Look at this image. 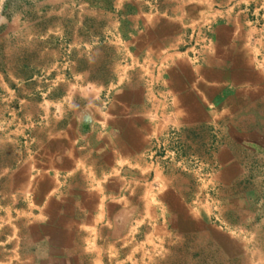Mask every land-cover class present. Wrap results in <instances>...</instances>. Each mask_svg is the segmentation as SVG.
Wrapping results in <instances>:
<instances>
[{
  "label": "rangeland",
  "instance_id": "obj_1",
  "mask_svg": "<svg viewBox=\"0 0 264 264\" xmlns=\"http://www.w3.org/2000/svg\"><path fill=\"white\" fill-rule=\"evenodd\" d=\"M147 1L150 5L145 2L144 11L152 16L160 0ZM100 7L82 6V0H0V264H31L24 255L28 248L22 230L41 206L32 198L43 172V167L32 165L38 157L37 137L60 132L72 102L93 98L102 102L104 110L120 85L118 80L125 79L130 58L123 41L133 28L123 26L124 17L109 18L115 8ZM101 13L109 20L95 23L93 16ZM110 21L123 27L112 29ZM199 44L192 36L183 45L190 48L182 51L192 60ZM147 68L145 73L152 77L160 73L158 64ZM141 73L148 81L143 88L151 97L150 110L160 118L165 105L167 116L170 98ZM95 77L103 80L102 86ZM193 106L196 110L200 103ZM239 122L238 134L244 132L243 121ZM166 125L169 132L164 130L147 151L150 166L140 181L148 209L138 215L134 231L112 248H102L101 264H264V127L260 121L244 124L256 131L260 146L253 149L245 144L244 149L231 151L218 147L221 125L209 128V139L202 143L196 142L201 131L173 135L175 127ZM236 141L244 145L240 138ZM15 174L21 178L16 188L9 178ZM176 176L187 185L185 189L162 191L166 185L175 188ZM129 187L130 183L125 189Z\"/></svg>",
  "mask_w": 264,
  "mask_h": 264
},
{
  "label": "crops",
  "instance_id": "obj_2",
  "mask_svg": "<svg viewBox=\"0 0 264 264\" xmlns=\"http://www.w3.org/2000/svg\"><path fill=\"white\" fill-rule=\"evenodd\" d=\"M229 1L160 0L151 16L144 11L145 4L150 5L147 0H82V6L115 8L110 17L95 14V23L121 16L123 26L133 28L123 41L129 65L104 110L93 98L72 102L61 131L37 137L38 157L32 165L43 167V172L32 198L41 206L22 230L27 262L101 264L102 248H112L134 231L138 215L148 209L140 181L150 166L147 151L168 131L167 123L169 129L175 127L173 135L201 131L196 140L201 143L209 139V128L221 125L218 147L224 151L260 146L256 131L244 124L256 119L264 127V0ZM110 22L112 29L123 27ZM192 36L200 44L190 60L185 52L190 47L183 45ZM151 64L159 67L155 77L145 73ZM141 72L170 98L167 116L165 105L160 118L150 110L151 97L143 88L148 81ZM95 81L103 85L102 79ZM192 103H200V111ZM18 177H9L15 188L21 182ZM173 180L175 188L166 185L162 191L178 193L187 186L177 176Z\"/></svg>",
  "mask_w": 264,
  "mask_h": 264
}]
</instances>
